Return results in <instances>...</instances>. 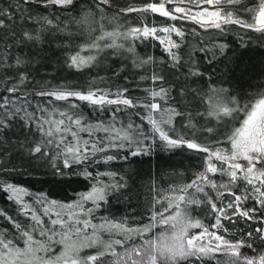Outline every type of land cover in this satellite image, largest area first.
Returning a JSON list of instances; mask_svg holds the SVG:
<instances>
[{"label":"trees","instance_id":"16d2710c","mask_svg":"<svg viewBox=\"0 0 264 264\" xmlns=\"http://www.w3.org/2000/svg\"><path fill=\"white\" fill-rule=\"evenodd\" d=\"M148 2L149 0H113V7L107 14L111 17L117 9L128 6L142 7ZM17 3L18 0H0V9L14 11L12 6ZM92 3L94 0H74L73 5L60 7L45 6L43 0H32L31 4H25L23 7L27 10L24 15L30 14L33 19H22L19 13H15L11 21L5 18L8 27L0 28V56L6 55L7 61L0 64V104L4 102V98H8L13 100L15 107L20 108L21 111L11 120L10 127L0 129V179L26 188L29 194L23 197L24 201L35 208L37 213H41L43 207L35 203L38 194L43 193L49 200L69 204L77 201L80 193L91 189L94 181L81 174L85 168L93 175L98 172L116 173L115 178L100 177L109 187L106 199L93 211L92 222L98 224L106 217L112 220H126L130 227H143L152 223L154 211H162L161 204L157 203L158 199L170 195L171 187L190 183L204 170L206 154L186 147L168 149L157 137L151 151L145 154L131 156L127 149L121 150L120 154L128 157L126 160L118 159L105 163L102 159L104 154L97 153L85 164H73L70 168L63 167L61 157L55 160L56 167H53L50 157H54L58 151L62 152L63 146L58 150L55 145H47V138L43 137L36 128L41 116L47 118V114L42 109H47L48 112L58 109L68 111L70 114L82 113L88 122L95 124L98 121L111 120L117 106L110 105L101 110L86 101L74 98L69 101H58L54 97L40 96L36 93L65 86L76 90H87L89 87L98 86L102 89H110L112 92L128 89L124 95L133 99L134 103L138 100L143 104L148 102L146 90H158L161 86V82H153L148 78L156 73L164 77L162 86L170 90L167 103L157 98L156 102L161 104V108L173 107L179 112L191 113L197 127L194 137L197 142L210 143L217 139L223 140L225 131L223 125L218 126L212 117L197 115L205 112L206 105L201 103L200 98L192 90L207 95L210 87L225 88L228 89L229 95L236 96L242 104L259 98V94L264 93V33L244 29L239 25H230L224 32H220L212 28H201L190 20L171 21L158 13H128L122 15L116 23L123 25L124 28L148 24L149 27L155 25L158 29L174 23L185 32L182 40L175 34L171 36L180 43V48L176 50L181 57L178 66H173L169 53L159 40L148 37L135 41L134 46L137 62L147 60L148 57H152V62L136 67L132 63L134 57L124 50L105 49L99 53L81 51L82 47L90 42V37L80 30L77 31L72 25L66 27L64 23L68 21L73 24L80 18L82 11L89 8ZM258 4L259 0H243L242 6L255 8ZM247 15H243L242 19ZM43 18L53 20V25L45 24ZM37 20L39 23L36 22ZM109 30H111L110 26ZM25 31L39 33L40 39H24L22 33ZM96 34L98 33H93ZM157 35L166 34L158 31ZM221 45L226 47L221 49ZM77 52L83 56L95 55L96 60L87 67L80 69L72 67L69 57ZM17 56L25 63L16 65ZM193 63L203 75H189ZM8 65L12 66L8 67ZM21 74L28 77L23 84L18 83ZM141 77H147L144 79L146 81L141 82L143 80ZM12 86L18 87L19 91L17 93L7 91ZM72 103L76 104L77 108H71ZM120 108L121 110L116 113L118 120L127 123L130 118L135 124H143L146 134L151 132V125L143 119L146 109L124 108L123 105ZM3 111L4 109L0 108V113ZM242 115L243 113H240L237 116L238 122L234 127H238L242 122ZM56 119L60 117L57 116ZM188 119L187 115L176 116L173 123L177 133L192 138V131L187 127ZM206 128H215L217 131L208 133L204 131ZM165 130L168 131L167 128ZM95 135L102 137L105 134L98 132ZM169 135H172L171 131ZM79 136L83 139L89 138L87 132H80ZM68 140H72L70 135ZM42 141L45 142L47 152L43 157L31 151L35 144ZM220 147L230 148V144L224 141ZM115 151L113 149L108 154H115ZM208 176L218 185L228 181V177L222 176L219 172L209 173ZM117 182L123 186L112 187ZM238 186L242 190L245 184L241 181L238 182ZM188 191L193 194L194 199L205 201L189 205L193 218L200 219L204 225L209 226L210 231H218V234L224 235L226 239L245 240L251 247L241 248L242 255L254 256L264 252V231H257L264 229V207L257 199L252 197L241 203L242 209H256L255 212L250 213L253 216L251 220L239 214L233 215L232 210L228 209L231 219L222 221L223 227L228 229L225 233L223 229H211L210 226L215 223L216 213L207 203L205 194L196 193L195 189ZM221 191L225 194L223 197H218L217 190L211 187L205 188V192L212 197L218 207L221 206V200L227 202L232 199L226 190L221 189ZM233 191L240 194L235 187ZM9 195L0 188V210L27 228L33 222L20 211V206L15 201L8 199ZM85 207L93 208L92 202H87ZM56 211L59 209H52L53 219L56 218ZM44 225L48 228L53 227L47 217H44ZM55 227L59 229L58 225ZM166 227L156 223L152 232L145 234L143 238L148 239ZM5 229L18 238L19 234L9 227L7 221L0 218V231ZM88 231L90 234L91 230ZM191 231L198 233L200 229ZM248 233L252 235L249 236ZM121 238L119 234L103 233L106 242ZM139 243L141 237L135 236L124 247L114 245V250L116 253H123L125 248ZM20 247H23L22 243ZM54 247L56 251L59 249V246ZM101 251L105 252V255L100 256L96 264H116L118 257L109 250H101L100 246L84 248L80 255L82 257L98 255ZM235 259L231 252L220 251L202 259L191 257L190 262L191 264H232ZM183 264H189V261Z\"/></svg>","mask_w":264,"mask_h":264},{"label":"snow or ice","instance_id":"6c2138e0","mask_svg":"<svg viewBox=\"0 0 264 264\" xmlns=\"http://www.w3.org/2000/svg\"><path fill=\"white\" fill-rule=\"evenodd\" d=\"M31 2L32 0H18V3L12 6L14 11L0 9V28L8 27L5 18L11 21L15 13H19L22 19H33L30 14L24 15L27 10L23 7ZM43 3L45 6L67 7L73 5L74 0H43ZM242 5L243 0H150L142 7L128 6L117 9L115 14L109 17L107 12L113 7V0H94V3L83 10L80 18L74 23L80 27L84 35L90 37V42L86 43L81 51L99 53L105 49L124 50L134 57L133 65L141 67L143 64L151 63L152 57L137 62L134 42L153 37L165 46L175 67L181 61L176 51L180 48V43L173 40L171 36L175 34L182 40L185 32L180 27L173 23L159 29L155 25L149 27L148 24L124 28L123 25L116 23L120 17L133 12H150L159 13L171 21L190 20L201 28H212L220 32H224L230 25H239L244 29L264 33V0H259L256 8ZM245 14L251 17V22L242 19ZM43 19L45 24L53 25V20ZM36 22L39 23V20ZM122 28L124 30H121ZM158 31L166 35H157ZM93 33L98 34L93 35ZM22 36L26 40L40 39L39 33L33 34L28 31L23 32ZM220 47L223 49L226 46L221 45ZM69 59L70 66L80 69L93 63L96 56H83L77 52ZM6 61V55L0 56V64ZM23 63L25 61L22 58L18 56L15 58L16 65ZM11 66L8 65V67ZM189 75L201 76L203 74L193 63ZM148 78L153 82H161V86L158 90H146L148 102L143 104L138 100L134 103L133 99L125 96L128 89L112 92L110 89H102L98 86L89 87L87 90H76L65 86L52 91L36 93L40 96L54 97L58 101H69L73 98L86 101L101 110L106 106H117L116 112L112 113L111 120L98 121L95 124L88 122L82 113L70 114L68 111L58 109L48 112L47 109H42L47 114V118L41 116L36 123V128L43 134V137L47 138V145H55L58 150L63 146L62 152L58 151L54 157H50L52 166L56 167L55 160L61 157L65 168H70L73 164L82 165L95 157L97 153L104 154L102 159L105 163L118 159L126 160L128 157L122 156L121 150L127 149L131 156L145 154L151 151L158 137L168 149L186 147L206 154L204 170L198 173L196 179L190 183L173 186L169 190L170 195L158 199L157 203L161 204L162 211H154L151 218L152 223L143 227H130L126 220H112L106 217L102 218L98 224L92 222L93 211L101 206V201L106 199L109 187L100 177L115 178L116 173L98 172L93 175L85 168L81 174L94 181L91 189L80 193L79 199L69 204L49 200L43 193L38 194L35 203L43 207L41 213H37L35 208L24 201L23 197L29 194L26 188L0 179V188L10 194L8 199L15 201L20 206V211L33 222L25 228L12 216L0 210V218L7 221L9 227L19 234L17 238L8 229L0 231V264H96L105 252L101 251L98 255L86 257L80 255L84 248L94 246L111 251L114 256L118 257L116 264H183L185 261L191 264V257L202 259L220 251L231 252L236 258L232 264H264V252L254 256L242 255L241 248L251 247L246 244L245 240L226 239L224 235L218 234V231H210L209 226L204 225L200 219L193 218L189 205L205 201L194 199L193 194L188 191L195 189L196 193L205 194L207 203L216 213L215 223L210 226L211 229H223L225 233L228 229L223 227L222 221L231 219L228 209L232 210L233 215L239 214L251 220L253 216L250 213L255 212L256 209H242L241 203L254 197L264 207V93L259 94V98L242 104L236 96L229 95L228 89L225 88L210 87L207 95L195 93L193 89V93L200 98L201 103L206 105L205 112L197 113V115L212 117L218 126L223 125L225 129L223 140L198 143L194 138L197 127L192 120L191 113H182L173 107L162 109L161 104L156 102L159 98L167 103L170 98V90L162 86L164 77L153 73ZM27 79V75L21 74L18 83L23 84ZM7 91L17 93L19 88L12 86ZM9 105L12 107L10 108ZM121 105L124 108L143 107L146 109L143 119L151 125V132L146 134L143 124H135L130 118L127 123L118 120L116 113L121 110ZM70 107L75 109L77 105L72 103ZM0 108L4 109L0 113V129L10 127L11 120L21 109L16 108L13 100L8 98H4ZM240 113H243L245 118L238 127H230L231 121L225 123V118L235 121ZM185 115L189 118L187 127L192 131V138H186L177 133L174 127V117ZM57 116L60 119H56ZM29 121H31V115H29ZM169 131L172 135H169ZM204 131L214 133L217 129L206 128ZM80 132H87L89 138L83 139L79 136ZM98 132H103L105 135L96 136ZM69 135L72 137L71 141L68 140ZM224 141L230 144V148L220 147ZM113 149L116 150L115 154H108ZM31 151L42 157L46 156L45 142L35 144ZM218 172L228 177L227 183L218 185L215 180L209 179V173ZM241 181L245 184L242 190L238 186V182ZM121 186L123 185L118 182L112 185L116 188ZM206 187L217 190L218 197H223L225 194L221 189L226 190L232 199L227 202L221 200V206L218 207L212 197L205 192ZM234 187L240 192L239 195L233 191ZM89 201L92 202L93 208L85 207ZM52 209H59L55 212V219L51 215ZM44 217L48 218L52 228L44 225ZM157 217H159L158 221ZM156 223L167 227L150 238L144 239V235L151 233ZM57 225L59 229L55 227ZM192 229H200V231L195 233L191 231ZM257 231H264V229H257ZM103 233L119 234L122 238L106 242L103 239ZM248 235L252 234L248 233ZM135 236L141 237V243L130 245L124 249L123 253L115 252L114 245L124 247ZM21 243L23 247H20ZM54 246H59L58 252Z\"/></svg>","mask_w":264,"mask_h":264},{"label":"rangeland","instance_id":"374dc122","mask_svg":"<svg viewBox=\"0 0 264 264\" xmlns=\"http://www.w3.org/2000/svg\"><path fill=\"white\" fill-rule=\"evenodd\" d=\"M149 2H150V0H149ZM257 7V6H256ZM255 7V8H256ZM245 20H248L249 22H251V17L249 16V15H247L245 18H244ZM78 20V19H77ZM64 25L66 26V27H68V26H70V25H72V26H74V27H76L77 28V31L78 30H80L81 31V29H80V27L77 25V24H75V23H73V24H70V22H65L64 23ZM67 29V28H66ZM208 36H211V35H209V34H207ZM206 35V36H207ZM88 37V36H87ZM147 78V77H146ZM145 78V79H146ZM146 80H141V82H145ZM207 94H208V91H207ZM242 117H243V119L245 118L244 117V114L242 115ZM231 121V123L229 124V126L230 127H234V125H236V123L238 122V119H237V117H236V120L235 121H232L231 120V118H225V123H228V122H230ZM223 130H225V129H223ZM198 143H202V142H200V141H198ZM87 249H89L88 247H86ZM101 250H105L103 247H101ZM59 251V249L57 250V252Z\"/></svg>","mask_w":264,"mask_h":264},{"label":"water","instance_id":"95a60500","mask_svg":"<svg viewBox=\"0 0 264 264\" xmlns=\"http://www.w3.org/2000/svg\"><path fill=\"white\" fill-rule=\"evenodd\" d=\"M159 14V13H158Z\"/></svg>","mask_w":264,"mask_h":264}]
</instances>
